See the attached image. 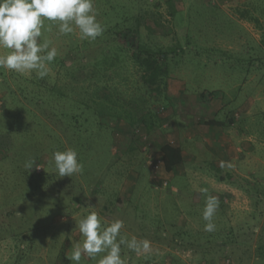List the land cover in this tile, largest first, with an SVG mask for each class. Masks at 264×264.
<instances>
[{
	"label": "rangeland",
	"instance_id": "obj_1",
	"mask_svg": "<svg viewBox=\"0 0 264 264\" xmlns=\"http://www.w3.org/2000/svg\"><path fill=\"white\" fill-rule=\"evenodd\" d=\"M171 1L94 0L104 29L95 40H81L78 31L61 35L55 23L44 21L40 41L58 52L47 76L0 69V143L11 144L0 148V186L13 188L0 190V204L10 208L0 217V264H73L66 254L84 239L76 223L92 211L105 225L122 220L126 239L148 242L138 252L121 246L127 264H201L203 244L196 241L215 239L236 244L207 250V260L220 263L232 254L228 264L251 260L264 233V0H252L255 9L238 12L235 20L223 15L221 0ZM119 14L142 18V42L176 52L166 60L167 97L145 90L131 60L94 66L110 64L117 53L115 30L106 23ZM188 97L196 99L201 126L213 113L222 122V130L209 135L218 141L207 140L216 147H201L196 159L190 150L203 141L195 139L190 148L180 140ZM135 104L144 108L148 129L135 115L126 119ZM165 140L180 141L184 149L171 173L153 167ZM69 148L83 171L58 177L49 161L54 151ZM29 159L35 161L30 172L24 167ZM208 195L219 200L211 235L201 215ZM101 255L84 256L80 264H98Z\"/></svg>",
	"mask_w": 264,
	"mask_h": 264
},
{
	"label": "clouds",
	"instance_id": "obj_2",
	"mask_svg": "<svg viewBox=\"0 0 264 264\" xmlns=\"http://www.w3.org/2000/svg\"><path fill=\"white\" fill-rule=\"evenodd\" d=\"M97 15L94 0H0V69L22 75L35 72L37 78H44L50 70L48 65L58 54L48 40L40 41L44 21L55 23L61 35L78 31L81 40L91 41L104 31ZM49 163L58 177H72L83 171L76 150L71 148L54 151ZM34 164L35 161L29 159L24 167L30 172ZM218 207L217 197L206 196L201 214L205 221L204 231L216 230L213 218ZM123 226V221L119 219L105 225L97 212H90L76 223L84 239L72 247L66 258L73 264H80L84 256L96 259L103 254L98 264H127L126 259L121 257L122 245L138 252L142 248L147 250L149 244L135 237L126 239L121 236Z\"/></svg>",
	"mask_w": 264,
	"mask_h": 264
},
{
	"label": "trees",
	"instance_id": "obj_3",
	"mask_svg": "<svg viewBox=\"0 0 264 264\" xmlns=\"http://www.w3.org/2000/svg\"><path fill=\"white\" fill-rule=\"evenodd\" d=\"M206 3V2H205ZM169 5L172 6V1L169 0ZM200 11H198L199 13ZM175 10L171 9V14L174 15ZM119 19H122L118 21ZM141 17H134V18H127L126 16H123L122 14H119V17L117 18V21H115L113 24L109 25L108 22L106 23L108 26L106 27L107 30H115L116 36H117V45L118 49H115L117 53L112 55V59L110 61V64H107V62H95L96 67L98 66H107L112 65L114 66V63L118 62H125V60H131V64L134 65L137 70L139 71V79L141 80V83L143 87H145V90H147L150 93H153L159 97L162 94V97H165L166 94L163 93L164 89L166 90V77L169 74V66L166 60L169 57L175 56V51L169 52L166 50H163L159 47H153L149 44H146L145 42H142L141 39ZM130 21L134 25H131L127 22ZM105 61L108 59L106 56ZM60 62H62L60 60ZM59 63V62H58ZM64 62H62L63 64ZM166 76V77H164ZM36 82H42V80H36ZM107 84V80L104 82ZM107 89H111V86L106 85ZM167 97V95H166ZM31 100V98H30ZM23 105H26L22 103ZM144 106V104H141L140 106ZM19 110V108H18ZM144 108H140L138 110L137 105L135 104L134 112H132L131 115L126 116L127 118H132L133 115L136 116L135 121L139 124L143 123L142 125H146L145 127L148 129V125L146 124L144 120ZM132 120V119H131ZM100 123V122H99ZM210 126H215L214 128L217 129L216 126H222V122L220 120L216 119H208L206 122ZM11 144L5 145V143H0V148H2L3 151L8 149ZM159 154H160V161L161 166L167 173H171L176 170V168L183 162V150L181 146L177 145V143L171 142L170 140H165V142L161 143V145L158 148ZM16 158V157H15ZM16 165V163H15ZM21 170V166H20ZM24 171V167L22 168V172ZM15 176L18 179V175L20 174V171H15ZM24 174V173H23ZM12 180V178H10ZM0 190H4L5 193H8L9 190L13 191V188L7 184H1ZM2 203V202H1ZM6 205V204H5ZM4 202L2 205L0 204V207H2V212H0V217L8 216L10 208L4 211L6 209L4 206ZM104 212V211H103ZM220 232V231H219ZM212 232H208L209 235H211ZM181 230H179V235L172 234L173 238H171L173 241L175 240L176 236H180ZM168 234H166V238ZM221 236V235H219ZM200 245V249L203 251L202 254H200V260L201 258L204 260H201V264H217L219 258H210L206 259L205 254L206 251L213 248L216 249L217 252L222 251L224 247H226L229 244H236L233 239H230L228 242H224L222 240H212L211 242H206L205 240L203 242L196 241ZM205 247V248H204ZM254 255H249L248 258L252 260H241L238 259L241 264H245L246 262H249V264H264V233L263 230L259 232L256 243L254 245ZM233 255V254H232ZM232 255H229L226 258L221 257V260L225 262V260H228L229 262L233 263L231 261ZM239 255V254H238ZM225 257V256H224ZM231 257V258H229ZM234 257V255H233ZM64 259V258H63Z\"/></svg>",
	"mask_w": 264,
	"mask_h": 264
},
{
	"label": "crops",
	"instance_id": "obj_4",
	"mask_svg": "<svg viewBox=\"0 0 264 264\" xmlns=\"http://www.w3.org/2000/svg\"><path fill=\"white\" fill-rule=\"evenodd\" d=\"M211 2L213 1V0H210ZM209 1V2H210ZM206 3H208V0H206L205 1ZM221 7H220V9H221V11H222V13H223V15H225V14H228V15H230L231 16V18L232 19H236V16H239L238 15V12H240V11H242V12H246V11H248V10H253V9H255V7H253L252 6V4H251V2H252V0H221ZM226 2V4H223V3H225ZM187 100V102H190V107H189V113H186L187 114V119H183L182 118V116H183V114L181 115V117H180V121L181 120H183V121H185V122H188V126L187 127H185V126H183L184 127V129H187V131L185 132V134H181L182 136H183V138H181L180 140L181 141H185V142H189V144H190V148L192 147L191 145V143L195 140V139H197V140H202L203 142L200 144V145H197V146H194V150H190V153H189V156H190V159H196V158H198L199 157V155H201L202 154V152H204V151H200V148L202 147V149L204 148V150H208V151H210V148L212 147L213 149H214V147H216L215 145H214V143L215 142H217L218 140H215L214 138H212L211 139V136H209L211 133H213V131H217L218 132V130L219 131H221L222 129V127H220V126H216L217 127V129L216 128H214L215 126H210V125H208V124H206V121L208 120H204L203 122L206 124V126L204 127V126H201V124H200V122H198L197 120H195V118H198L197 116H196V112H198L199 110H197L196 108H197V102L194 100V99H189V97L186 99ZM201 103V102H200ZM179 110H181V109H178V111L177 112H179ZM200 112L201 113H204L202 110H201V108H200ZM194 117V118H193ZM209 119H216L217 121L218 120H221V119H217L216 118V116H215V113H213V114H211L209 117H208ZM176 123V122H175ZM184 123V122H183ZM182 123V125H184ZM175 125V124H174ZM176 125H177V123H176ZM175 125V126H176ZM208 126V127H207ZM183 127L182 126H179V129H178V132H179V130H181V129H183ZM219 127V128H218ZM222 133V132H221ZM209 138V139H208ZM207 140H213L214 141V143L212 144L211 143V145L210 146H208V144H207ZM222 142H224V141H222ZM182 143V142H181ZM217 144V143H216ZM177 145H179V146H182V144H180V141H179V143L177 144ZM211 148V149H212ZM193 149V148H192ZM182 150H184V149H182ZM221 154H223L222 152H221ZM183 158H185V156H184V151H183ZM198 163H201L200 161L198 162ZM136 177H137V174L135 175V177L133 178V182H134V184H135V182H136ZM192 179L194 178V180L196 179V178H200V175H193L192 177H191ZM135 186V185H134ZM133 187V184L132 185H130V187H129V189L132 191V188ZM220 187H222V184H220ZM219 187V188H220ZM194 188L195 189H197V186H194ZM173 190H176V188L175 187H173ZM197 191V190H196ZM195 191V193H197ZM130 196V195H129ZM217 264H224L223 263V260H221L220 261V263H217Z\"/></svg>",
	"mask_w": 264,
	"mask_h": 264
},
{
	"label": "built area",
	"instance_id": "obj_5",
	"mask_svg": "<svg viewBox=\"0 0 264 264\" xmlns=\"http://www.w3.org/2000/svg\"><path fill=\"white\" fill-rule=\"evenodd\" d=\"M171 141V140H170ZM172 142V141H171ZM150 163H151V161H150ZM159 166H161V162H160V160H158V161H154L153 162V167L155 168V169H157ZM166 182L165 181H163V184H165ZM223 263L224 264H228L229 263V261L228 260H225V262L223 261ZM166 264H170V263H166Z\"/></svg>",
	"mask_w": 264,
	"mask_h": 264
}]
</instances>
